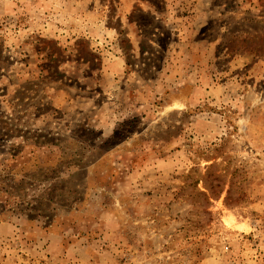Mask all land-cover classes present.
<instances>
[{
    "label": "rangeland",
    "instance_id": "1",
    "mask_svg": "<svg viewBox=\"0 0 264 264\" xmlns=\"http://www.w3.org/2000/svg\"><path fill=\"white\" fill-rule=\"evenodd\" d=\"M0 264H264V0H0Z\"/></svg>",
    "mask_w": 264,
    "mask_h": 264
},
{
    "label": "trees",
    "instance_id": "2",
    "mask_svg": "<svg viewBox=\"0 0 264 264\" xmlns=\"http://www.w3.org/2000/svg\"><path fill=\"white\" fill-rule=\"evenodd\" d=\"M7 184V182H5Z\"/></svg>",
    "mask_w": 264,
    "mask_h": 264
}]
</instances>
